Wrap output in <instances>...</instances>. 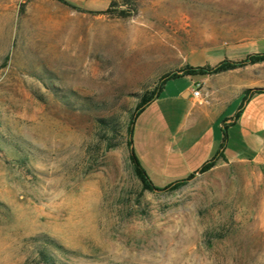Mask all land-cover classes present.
<instances>
[{
  "label": "rangeland",
  "instance_id": "rangeland-1",
  "mask_svg": "<svg viewBox=\"0 0 264 264\" xmlns=\"http://www.w3.org/2000/svg\"><path fill=\"white\" fill-rule=\"evenodd\" d=\"M111 1L0 0V264H264L244 192L264 183V92L200 121L181 94L198 76L166 81L132 131L153 186L217 156L175 189L143 188L127 143L140 97L203 45L198 12L239 5L137 0L119 17ZM252 78L264 87V61Z\"/></svg>",
  "mask_w": 264,
  "mask_h": 264
},
{
  "label": "crops",
  "instance_id": "crops-1",
  "mask_svg": "<svg viewBox=\"0 0 264 264\" xmlns=\"http://www.w3.org/2000/svg\"><path fill=\"white\" fill-rule=\"evenodd\" d=\"M199 1L202 3L211 1L214 4L237 2L239 6L232 7L231 10L222 11L214 7L212 10L198 12L199 18L202 19L197 24L198 35L202 36L203 45L188 55L189 65H213L224 58L241 59L248 53L264 52V0ZM200 52L201 54H197ZM262 62L205 76L197 75V78H190V86L181 89V94L191 101L192 110L200 121L216 122L224 114L228 103L241 95L244 96L246 88L260 87L255 86L258 84H255V80L252 78V71ZM197 86L200 88V95L194 96L192 89ZM262 92L248 96L252 97ZM236 113L226 117L225 120L228 124L235 122ZM257 156L254 155L252 159ZM222 158L223 160L236 161L227 159L224 155ZM239 160L249 159L241 158Z\"/></svg>",
  "mask_w": 264,
  "mask_h": 264
},
{
  "label": "trees",
  "instance_id": "trees-1",
  "mask_svg": "<svg viewBox=\"0 0 264 264\" xmlns=\"http://www.w3.org/2000/svg\"><path fill=\"white\" fill-rule=\"evenodd\" d=\"M136 1L137 0H112L109 6L106 9L101 10L100 12L108 13V12H111L112 9H114V7H118L116 15L119 17H127L137 11ZM261 61H264V52H254V53H248L245 57L241 59L224 58L213 65L211 64H204V65L186 64L177 70L166 72L160 77L157 84L148 94H144L140 97V101L137 105L135 114L133 115V118L130 120L126 128L128 132L127 143L129 144V146L132 144V131H133V124H134L135 118L149 103H151L153 100L159 97L164 87V84L166 83L167 80L176 78L182 75L205 76V75L218 73V72L228 70V69H234L237 67H242L248 64H253V63L261 62ZM262 91H264V88H261V87L246 88L244 91L243 99H245L248 95H252L254 93L262 92ZM236 116H238V113H236ZM101 121L103 125L108 127V129L115 131L114 126L111 123L109 124L108 120L102 119ZM222 155H223L222 152H220L219 156H222ZM129 157L133 165L134 172L137 175V177L140 179L143 188L149 189V190H165V189H175L183 185L189 178L193 177V175L196 172L198 171L204 172L210 169L215 164L217 156L207 160L200 167L199 170H197L195 173L190 174L187 178L176 180L162 188H156L153 186L146 170L143 168V166L139 162L132 147H130ZM40 258L42 259L43 264H57L52 258H50V256H48L44 252H41Z\"/></svg>",
  "mask_w": 264,
  "mask_h": 264
},
{
  "label": "bare ground",
  "instance_id": "bare-ground-1",
  "mask_svg": "<svg viewBox=\"0 0 264 264\" xmlns=\"http://www.w3.org/2000/svg\"><path fill=\"white\" fill-rule=\"evenodd\" d=\"M246 179L247 183L244 186V192L249 196V203L254 206L258 218L262 220L264 219V183L262 182V177L253 173Z\"/></svg>",
  "mask_w": 264,
  "mask_h": 264
},
{
  "label": "built area",
  "instance_id": "built-area-1",
  "mask_svg": "<svg viewBox=\"0 0 264 264\" xmlns=\"http://www.w3.org/2000/svg\"><path fill=\"white\" fill-rule=\"evenodd\" d=\"M192 94L194 96H199L200 95V88L197 86L196 88L192 89Z\"/></svg>",
  "mask_w": 264,
  "mask_h": 264
},
{
  "label": "water",
  "instance_id": "water-1",
  "mask_svg": "<svg viewBox=\"0 0 264 264\" xmlns=\"http://www.w3.org/2000/svg\"><path fill=\"white\" fill-rule=\"evenodd\" d=\"M261 88H264V87H261ZM130 147H132V144L130 145Z\"/></svg>",
  "mask_w": 264,
  "mask_h": 264
}]
</instances>
